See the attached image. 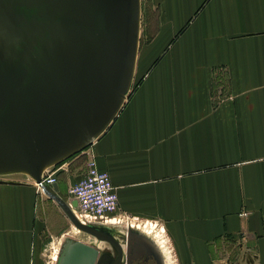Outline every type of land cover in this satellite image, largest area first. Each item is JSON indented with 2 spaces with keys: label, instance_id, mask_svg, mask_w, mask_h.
Returning a JSON list of instances; mask_svg holds the SVG:
<instances>
[{
  "label": "crops",
  "instance_id": "crops-1",
  "mask_svg": "<svg viewBox=\"0 0 264 264\" xmlns=\"http://www.w3.org/2000/svg\"><path fill=\"white\" fill-rule=\"evenodd\" d=\"M140 1L155 16L129 86L85 149L116 189L111 217L156 226L173 264H264V0ZM38 194L0 177V264H41Z\"/></svg>",
  "mask_w": 264,
  "mask_h": 264
},
{
  "label": "water",
  "instance_id": "water-1",
  "mask_svg": "<svg viewBox=\"0 0 264 264\" xmlns=\"http://www.w3.org/2000/svg\"><path fill=\"white\" fill-rule=\"evenodd\" d=\"M138 21L139 0H0V174L23 171L39 183L49 164L105 129L129 86ZM41 190L75 227L110 243L115 264L155 247L127 227L123 251L100 224L80 222L76 202ZM81 247L77 264H91L96 250Z\"/></svg>",
  "mask_w": 264,
  "mask_h": 264
},
{
  "label": "rangeland",
  "instance_id": "rangeland-1",
  "mask_svg": "<svg viewBox=\"0 0 264 264\" xmlns=\"http://www.w3.org/2000/svg\"><path fill=\"white\" fill-rule=\"evenodd\" d=\"M141 4V5H140ZM153 11L151 6L148 4L147 1H140L139 0V21H138V32L140 34L141 29L143 28L144 22H146V19L150 17L151 15H154L150 12ZM155 16V15H154ZM101 132L97 133L90 143H85L82 147H80L77 151L63 156L59 158L56 162H52L49 164L44 170L43 174L47 171H52L54 175L56 176V182L58 180V184H64L65 190L67 189V192L65 190L61 192L63 198L65 197V201L73 203L71 201V196L68 193V188L70 185L74 184V182L81 176V174L84 172L86 167V161H87V153H85V149L97 138V136ZM11 177L14 179L17 178H28L32 181L33 185L36 189H38V195H44L39 189L36 184L35 180L30 176V174L25 173L23 171H12V172H6L1 173L0 177ZM17 181V180H16ZM55 182V183H56ZM55 183L53 185H55ZM63 186V185H62ZM116 191V189H115ZM55 192V191H54ZM67 193V194H66ZM48 199H50L48 197ZM49 202L45 203L43 206V209H40V213H38L39 218V224H40V231H42L43 234V249L40 253L41 256V264H56L57 257L59 254H61L62 251V243L67 242V240L71 239L74 241L83 242L87 240V235L85 233H75L73 232L71 222L67 218V216L64 214L60 206L56 202H52L53 200H48ZM72 209L76 211L77 213V207L74 205L72 206ZM127 221H117L110 219V216L107 217V219L100 224V226L108 227L113 233H116L117 230H122L125 228ZM148 224V223H146ZM97 225V224H96ZM132 225H145V224H132ZM149 227H152L159 231L157 228H155L152 225H147ZM133 227V226H132ZM135 228V227H134ZM125 232V231H124ZM159 233H161L159 231ZM62 235H64L61 245L59 246V249L57 253H54V246L58 243L59 240L62 239ZM81 235V236H80ZM163 237V240L165 242V238L163 234L161 235ZM166 245V242H165ZM61 249V250H60ZM166 249L169 254L168 263L166 264H173V260L171 259V254L166 246ZM53 254H55V258L53 259ZM166 261V259H165Z\"/></svg>",
  "mask_w": 264,
  "mask_h": 264
},
{
  "label": "built area",
  "instance_id": "built-area-1",
  "mask_svg": "<svg viewBox=\"0 0 264 264\" xmlns=\"http://www.w3.org/2000/svg\"><path fill=\"white\" fill-rule=\"evenodd\" d=\"M55 182L54 173L47 172L42 174L40 182L35 181V184L41 189L42 184L50 186ZM68 193L76 201L75 215L77 214L76 217L83 224H101L109 216L112 219L111 215L118 209L115 187L110 181L109 174L98 169L94 154H87L85 173L69 186ZM125 227H130L128 222Z\"/></svg>",
  "mask_w": 264,
  "mask_h": 264
},
{
  "label": "bare ground",
  "instance_id": "bare-ground-1",
  "mask_svg": "<svg viewBox=\"0 0 264 264\" xmlns=\"http://www.w3.org/2000/svg\"><path fill=\"white\" fill-rule=\"evenodd\" d=\"M137 36H138V34H137ZM73 212L75 213L74 210H73ZM71 226H72L71 230L73 232H75V233H81L82 232L80 229L75 227L73 224H71ZM152 226H154V225H152ZM130 227L132 229H134L135 231L139 232V234L143 235L150 242H152L155 245L158 252L161 254V257L163 258V264H165V262L168 263L169 254H168V251L166 249V245H165V242L163 240V237L161 236V233H159L160 230L156 226H154V227L157 228L159 231H157L156 229L149 227L147 225H130ZM98 229L101 230L100 227H98ZM82 233H85V232H82ZM85 234L88 236V240H90V242L88 241L89 243L86 242L85 244L91 246V248L100 251L104 247H106V245L108 246V243L106 241L99 239L95 236H92L88 233H85ZM62 237H64V235ZM62 240H63V238L61 240H59L58 243L54 246V253L55 254L57 253L59 246L62 243ZM72 244H73V247L70 249V251L65 256L64 259H63V257L61 259L59 256H58L59 258L57 257L58 259L56 261V264H75V263L77 264L78 262H80V261L83 262V260H85V256L82 252V247H81L82 243L78 242V241H76V242L74 241ZM121 245H122L123 249L125 250L126 245H125L124 241H121ZM67 247L66 248L68 250L70 247V241H69V244ZM55 254H53V256H54L53 259L55 258ZM165 259H166V261H165ZM169 260H170V258H169Z\"/></svg>",
  "mask_w": 264,
  "mask_h": 264
},
{
  "label": "flooded vegetation",
  "instance_id": "flooded-vegetation-1",
  "mask_svg": "<svg viewBox=\"0 0 264 264\" xmlns=\"http://www.w3.org/2000/svg\"><path fill=\"white\" fill-rule=\"evenodd\" d=\"M99 227L101 228L100 231L107 232L108 234H110L112 236L114 235V237L120 243H121V241H123L122 235H124V231H126V227L123 228L122 230H117L116 233H113L108 227H105V226H99ZM69 241H70V247L67 250V248H68L67 246L69 244ZM88 241L90 242V240H88V236H87V240L83 241L82 244H85ZM72 243H73V241L71 239L67 240V242H65V243L64 242L62 243V245H63L62 251H61V254L59 255L60 259L62 257H63V259L65 258V256L68 254L70 249L73 247ZM154 248L151 247V249L150 248L145 249L146 252L141 254L139 256L138 260H131L130 264H157L155 259L159 260L160 264H163V258L161 257V254L158 252L156 247H154ZM122 250L125 251L123 249V247H122ZM124 255L125 254H123L121 260L117 264H128ZM116 256H117L116 249L110 243H108V246L106 245V247H104L102 250H100V251L96 250V254H95L93 260L91 261V264H115ZM165 264H166V262H165Z\"/></svg>",
  "mask_w": 264,
  "mask_h": 264
}]
</instances>
